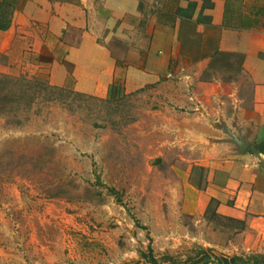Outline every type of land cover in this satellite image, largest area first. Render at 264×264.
<instances>
[{"label": "crops", "instance_id": "crops-1", "mask_svg": "<svg viewBox=\"0 0 264 264\" xmlns=\"http://www.w3.org/2000/svg\"><path fill=\"white\" fill-rule=\"evenodd\" d=\"M1 1L0 72H44L49 85L98 98L113 85L155 89L156 119L190 149L171 166L179 213L213 208L243 223L232 229L246 251L264 252V0ZM31 199L30 219L63 218ZM29 239V252L0 249V264H31L36 232Z\"/></svg>", "mask_w": 264, "mask_h": 264}, {"label": "rangeland", "instance_id": "rangeland-1", "mask_svg": "<svg viewBox=\"0 0 264 264\" xmlns=\"http://www.w3.org/2000/svg\"><path fill=\"white\" fill-rule=\"evenodd\" d=\"M43 73L15 83L0 72V249L29 252L36 232L31 264L49 263L44 246L56 264H151L141 257L148 247L157 258L185 259L197 246L264 255L208 211L179 213L171 166L190 149L156 119L155 89L98 98L52 87ZM26 197L54 203L63 218L30 219Z\"/></svg>", "mask_w": 264, "mask_h": 264}, {"label": "trees", "instance_id": "trees-1", "mask_svg": "<svg viewBox=\"0 0 264 264\" xmlns=\"http://www.w3.org/2000/svg\"><path fill=\"white\" fill-rule=\"evenodd\" d=\"M2 3H7L5 0ZM1 4V3H0ZM2 10H0L1 16ZM6 23L0 20V28H5ZM4 79L13 80L15 83L17 81L23 80L22 75L12 76L8 74L1 75ZM25 77V76H23ZM6 80V81H8ZM52 86V85H50ZM57 87V86H52ZM61 88V87H57ZM117 90H121L120 87L113 85L110 87L108 92L109 97L117 96ZM112 192H116L114 188H108ZM210 212V219H215L217 221L225 220L226 225L228 224L232 228L240 229L243 227V223L236 221L234 219H216L217 215L214 210H210L209 207L206 210ZM141 257L148 260L151 264H264V255L262 254H251V255H225L222 253L215 252L210 247L197 246L196 248L190 249L189 253L186 255L185 259H179L174 257L172 254H162L159 258L155 257L151 247H148V251L141 252ZM168 262V263H167Z\"/></svg>", "mask_w": 264, "mask_h": 264}, {"label": "water", "instance_id": "water-1", "mask_svg": "<svg viewBox=\"0 0 264 264\" xmlns=\"http://www.w3.org/2000/svg\"><path fill=\"white\" fill-rule=\"evenodd\" d=\"M233 138L230 139L232 142L236 143L238 145V147H240V149H244V142H242V140L236 138L233 136V134L231 135Z\"/></svg>", "mask_w": 264, "mask_h": 264}]
</instances>
